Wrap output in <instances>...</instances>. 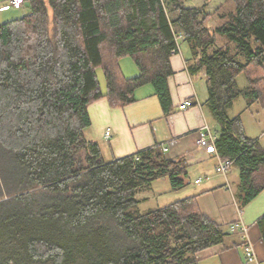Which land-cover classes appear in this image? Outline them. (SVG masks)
I'll use <instances>...</instances> for the list:
<instances>
[{"label": "trees", "instance_id": "1", "mask_svg": "<svg viewBox=\"0 0 264 264\" xmlns=\"http://www.w3.org/2000/svg\"><path fill=\"white\" fill-rule=\"evenodd\" d=\"M233 2L214 29V14L181 0H29L27 14L0 23V264H199L224 244L227 229L196 196L138 210V193L155 181L190 184L183 157L153 146L106 161L85 133L91 104L124 108L145 86L168 111L171 57L186 44L220 127L217 151L239 170L240 208L256 199L264 148L228 110L240 97L264 107V0ZM128 58L137 76H123ZM258 225L264 241V216Z\"/></svg>", "mask_w": 264, "mask_h": 264}, {"label": "crops", "instance_id": "2", "mask_svg": "<svg viewBox=\"0 0 264 264\" xmlns=\"http://www.w3.org/2000/svg\"><path fill=\"white\" fill-rule=\"evenodd\" d=\"M12 1L0 0V23L25 15L29 0H25L21 9L13 7ZM21 11H24L22 15ZM190 55L189 47L181 44L180 52L171 57L174 75L169 80L171 103L168 111L163 109L153 87L145 86L137 90V102L130 106L112 108L107 99L91 104L92 125L85 135L100 144L106 161L134 155L153 146L164 148L170 158L183 157L190 175L184 199L196 196L200 210L227 229L229 234L224 244L203 252L199 264H243V240L234 228L237 221L249 228L260 264H264V241L258 225L264 216V191L241 209L238 200L239 170L231 165L227 175L219 173L218 157L199 145L198 131L203 126L208 125L215 136L220 127L206 106L208 93L205 80L194 78L189 73ZM130 67L136 70L135 66ZM187 102L190 105L182 108ZM245 106L243 115H232L233 104L228 110L229 117L240 116L245 135L264 148V107L257 102L247 108V101ZM107 131H111L108 139ZM198 180L201 181L197 183Z\"/></svg>", "mask_w": 264, "mask_h": 264}, {"label": "rangeland", "instance_id": "3", "mask_svg": "<svg viewBox=\"0 0 264 264\" xmlns=\"http://www.w3.org/2000/svg\"><path fill=\"white\" fill-rule=\"evenodd\" d=\"M187 8H205L208 13L214 14V17L208 22V26L212 29L219 26L223 21L219 18V13L230 14L236 11V6L233 0H181ZM24 11L20 12V15ZM26 12V11H25ZM27 14V13H26ZM19 15V14H18ZM226 40L223 37L218 38V44L223 45ZM184 46V45H183ZM122 74L124 77H134L137 73V68L134 61L130 58L124 59L120 63ZM135 66L136 70H131L130 66ZM99 76L104 85L103 72L99 71ZM199 78V77H198ZM238 85L241 89L248 85V80L245 74L238 77ZM246 101L243 97H240L234 102V109L231 110L232 115L244 114ZM255 121V119H251ZM263 127V126H261ZM189 189V186L180 190L173 191L170 187L168 179L157 180L152 185L140 191L137 198L140 200L138 210L141 213H147L158 208L168 206L176 201L184 199L185 191ZM182 197V198H181Z\"/></svg>", "mask_w": 264, "mask_h": 264}, {"label": "built area", "instance_id": "4", "mask_svg": "<svg viewBox=\"0 0 264 264\" xmlns=\"http://www.w3.org/2000/svg\"><path fill=\"white\" fill-rule=\"evenodd\" d=\"M12 6L21 9L25 5V0H13L11 2ZM188 103L184 104L182 108H187ZM199 145L202 148L207 149L210 153L215 154L219 159L218 172L227 175L229 167L232 162H224L218 154L217 148L215 146L216 136L213 134L211 128L208 125L203 126L199 131ZM111 136V131L106 132V138ZM201 180H198L199 183ZM242 214V211L240 212ZM242 236L243 240V251H244V262L243 264H260L257 252L249 236V228L243 223L239 222L234 226Z\"/></svg>", "mask_w": 264, "mask_h": 264}]
</instances>
